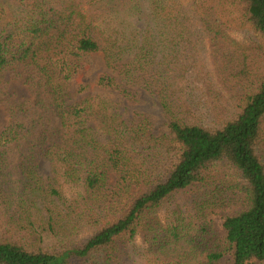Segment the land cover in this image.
Instances as JSON below:
<instances>
[{
  "label": "trees",
  "instance_id": "1",
  "mask_svg": "<svg viewBox=\"0 0 264 264\" xmlns=\"http://www.w3.org/2000/svg\"><path fill=\"white\" fill-rule=\"evenodd\" d=\"M94 54L110 73L84 82ZM17 69L33 100H1L0 264L264 262V0H0V78ZM141 92L168 132L109 96ZM33 104L60 121L37 140L50 175L32 149L12 181Z\"/></svg>",
  "mask_w": 264,
  "mask_h": 264
},
{
  "label": "rangeland",
  "instance_id": "2",
  "mask_svg": "<svg viewBox=\"0 0 264 264\" xmlns=\"http://www.w3.org/2000/svg\"><path fill=\"white\" fill-rule=\"evenodd\" d=\"M19 73H21V69L9 71L0 78V128L6 122V107L3 104L4 101L1 100L8 99L11 103L19 104L33 100L29 87L25 83V77H18L17 75ZM101 73L110 72L105 66L103 55L94 54L91 58V64L84 73L81 80L84 82L93 83ZM70 91L71 94L74 95V85L71 86ZM93 92H96V90L94 89L91 93ZM86 95L78 97L77 100L79 101L83 99ZM109 96L116 103H118L120 112L125 119H131L135 111H143L154 117V132L156 134L168 132L169 122L157 97L141 92V97L144 98V102L140 105H133L129 104L117 94L110 93ZM30 108L32 109L35 119L38 122V130L18 150L10 152L6 155L5 172L6 174H9L12 181L18 179L20 176L18 170L16 169V166L18 165L16 161H19V157L22 154H28L32 149L36 150L38 148L37 140L40 139L42 132L52 131L56 125L58 126L60 124L58 118L52 113H49L48 110H45L41 105L33 104L30 105ZM34 144L36 148L33 146ZM35 154L40 174L44 177L49 176L50 164L43 158V154L41 153L40 149H37ZM200 192L201 190L198 186L191 187L187 190L177 193L174 197V202L176 205L182 206L185 210L189 205H191L192 200ZM120 259L122 264H142L141 262H137L135 259L128 260L125 255H120ZM256 264H264V262H256Z\"/></svg>",
  "mask_w": 264,
  "mask_h": 264
}]
</instances>
